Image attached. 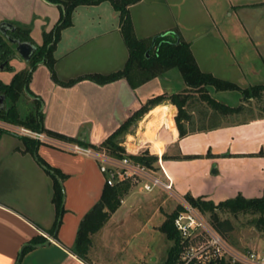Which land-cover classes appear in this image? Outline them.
Segmentation results:
<instances>
[{
    "label": "crops",
    "instance_id": "obj_1",
    "mask_svg": "<svg viewBox=\"0 0 264 264\" xmlns=\"http://www.w3.org/2000/svg\"><path fill=\"white\" fill-rule=\"evenodd\" d=\"M62 13L60 6L46 0H0V24L29 31L38 47L45 34L56 30ZM131 15L139 39L178 29L203 72L241 89L264 85V0H142L131 7ZM54 56L57 80L44 62L31 71L30 63L17 56L10 62L11 70L0 72V81L9 85L16 74L30 71L28 87L17 103L19 113L27 117L40 104L43 131L65 141L100 147L151 98L187 90L178 69L135 86L125 78L108 84L87 78L121 71L129 59L119 15L109 2L78 7L72 25L61 32ZM73 80L77 81L66 85ZM208 90L226 106L245 110L222 117L196 101L186 126L218 127L189 130L181 137L177 108L165 101L128 135L142 141L154 132L158 119L168 118L167 129L160 127L155 136V142L163 143V153L151 152L165 155L163 166L179 197L190 194L216 204L239 195L261 197L264 106L258 99L245 103L240 91ZM19 102L25 106L19 107ZM155 110H160L156 118ZM143 143L154 149L153 142ZM45 165L64 176L60 219L52 200L53 178ZM105 185L96 160L4 132L0 136V264H97L91 259L96 254L95 238L112 224L117 212L93 235L89 263L72 249L82 220L101 200Z\"/></svg>",
    "mask_w": 264,
    "mask_h": 264
},
{
    "label": "trees",
    "instance_id": "obj_2",
    "mask_svg": "<svg viewBox=\"0 0 264 264\" xmlns=\"http://www.w3.org/2000/svg\"><path fill=\"white\" fill-rule=\"evenodd\" d=\"M51 4L60 6L62 17L52 33L45 34V41L41 47L31 57L29 63L31 71L37 64L44 62L50 69L53 79L57 80L55 74L56 59L54 52L61 38V32L73 23L75 10L80 6H94L103 2H109L119 15V29L129 50V59L125 68L121 71L109 75H90L87 78L99 83L108 84L119 79L125 78L135 86L149 81L153 78L163 75L171 69H178L187 84V90L183 93L172 95L162 94L151 98L143 107L134 113L125 121L112 135L104 141L100 147L94 148L86 142H77L86 147L105 150L111 156L124 158L125 149L120 145L122 139L129 134L131 128L141 120L151 109L169 101L177 108L175 121L180 136L188 134L189 130H209L217 128L218 124L186 126V122L191 120L190 108L196 101L205 104L214 115L227 116L231 114H240L245 110L244 106L231 108L219 102L209 93L208 88L213 87L217 91H240L244 102H250L251 99L262 100L264 98V85L253 86L248 89H241L238 85L216 78L210 73L203 72L193 55L191 44L183 39L178 29H173L165 33L156 35L147 39H139L135 33L134 23L131 15V7L142 0H46ZM16 39L21 42L31 41L30 33L12 26L6 35L0 34V65L5 66V70H11L10 62L17 57L16 45L9 40ZM30 71L21 72L15 75L9 85H4L0 81V92L5 95V111L0 112V120L14 125L25 126L27 128L43 131L41 128L40 104L36 107L33 114L22 117L17 108V103L22 92L28 87L30 81ZM77 80H73L66 85H72ZM12 134L4 129H0V136L3 133ZM44 132V131H43ZM23 138V137H21ZM27 141L38 143L29 138H23ZM40 144V143H38ZM263 154V153H261ZM135 162L146 165L150 168L158 169L159 156L145 152L141 155L129 156ZM163 155L162 160H164ZM47 172L51 175L54 182L53 203L57 208L60 219L63 204V188L60 180L64 178L59 170L51 169L47 165ZM132 187L131 181L117 183L115 186L105 185L101 200L82 220L77 234L76 242L73 247V253L85 263H89V254L93 244L92 237L97 234L110 220L111 215L121 206L123 197ZM201 214H211V225L220 235H225L224 221H221L218 211H230L236 215L240 213H261L264 214V193L261 197L248 199L241 195L233 199L222 201L218 204L206 200L203 197L195 198L188 194L184 197ZM183 212V208L178 206L171 214L166 216V220L160 227V230L172 242L168 251L167 258L162 264H180L181 254L188 242L184 241L180 232L175 226L177 217ZM58 224V222H57ZM220 264H228L222 261Z\"/></svg>",
    "mask_w": 264,
    "mask_h": 264
},
{
    "label": "rangeland",
    "instance_id": "obj_3",
    "mask_svg": "<svg viewBox=\"0 0 264 264\" xmlns=\"http://www.w3.org/2000/svg\"><path fill=\"white\" fill-rule=\"evenodd\" d=\"M139 10L140 7L135 10L136 13ZM182 10L184 13V7ZM6 72L8 71L1 73ZM257 102L264 106V98ZM21 106L25 105L19 102V107ZM157 111H153L155 118L160 110ZM157 123L154 127L150 126L154 132L145 134L142 141L153 142L154 149H148L163 153V143L155 142V136L160 127L164 126L167 129L168 118L158 119ZM128 136L130 137L127 134L122 139V143ZM130 139L139 141L135 137H130ZM130 148L133 149L131 146ZM131 182L132 187L123 197L121 206L116 211L118 214L115 220L95 238L94 253L96 254H93L91 259L97 264H162L172 246V242L167 239L160 227L166 220V216L181 205L178 197L159 188L153 192H146L141 184L136 181ZM218 214L221 221H224L225 229V235H219L229 247L240 254L248 255L255 252L264 256V214L240 213L236 215L230 211H218ZM201 215L205 222L213 228L211 214ZM209 241L211 237L207 232L199 229L193 235L192 244L196 248L204 249ZM225 262L231 264L228 257L225 258Z\"/></svg>",
    "mask_w": 264,
    "mask_h": 264
},
{
    "label": "built area",
    "instance_id": "obj_4",
    "mask_svg": "<svg viewBox=\"0 0 264 264\" xmlns=\"http://www.w3.org/2000/svg\"><path fill=\"white\" fill-rule=\"evenodd\" d=\"M0 129H4L19 137L32 139L40 144L52 145L64 151L96 160L99 163L100 172L105 176V183L109 186H115L117 183L124 181H136L142 185L146 192H153L159 188L178 197L183 212L177 217L175 226L183 240L188 242V246L184 248L181 254L180 264H220L227 257L230 259L231 264H264V256L260 254L253 252L244 255L235 252L205 222L201 213L195 207L184 197H179L175 194L173 180L165 170L161 157H159L158 169L147 167L129 157L130 155L144 154L149 150V147L142 144V141L136 142L128 136L126 141L120 144L125 149L126 155L124 158H117L111 156L105 150L58 139L43 131H36L1 120ZM131 145L134 146L133 149L130 148ZM148 152L152 154L151 149ZM199 229L204 230L211 237V241L204 249L196 248L192 244L193 235Z\"/></svg>",
    "mask_w": 264,
    "mask_h": 264
},
{
    "label": "water",
    "instance_id": "obj_5",
    "mask_svg": "<svg viewBox=\"0 0 264 264\" xmlns=\"http://www.w3.org/2000/svg\"><path fill=\"white\" fill-rule=\"evenodd\" d=\"M12 27L9 23H1L0 24V34L6 35L7 31ZM8 40L13 44L16 45V52L17 56L21 57L23 60L29 62L33 54L37 50V46L35 44L29 42H21L16 39ZM5 71V66L0 65V72ZM5 95L0 96V111L5 109Z\"/></svg>",
    "mask_w": 264,
    "mask_h": 264
},
{
    "label": "bare ground",
    "instance_id": "obj_6",
    "mask_svg": "<svg viewBox=\"0 0 264 264\" xmlns=\"http://www.w3.org/2000/svg\"><path fill=\"white\" fill-rule=\"evenodd\" d=\"M138 132V131H137ZM155 146L157 147L158 145L155 143ZM131 147H134L133 145H131ZM157 150H158V148H157ZM156 153H158V154H162V152H160V151H156Z\"/></svg>",
    "mask_w": 264,
    "mask_h": 264
},
{
    "label": "flooded vegetation",
    "instance_id": "obj_7",
    "mask_svg": "<svg viewBox=\"0 0 264 264\" xmlns=\"http://www.w3.org/2000/svg\"><path fill=\"white\" fill-rule=\"evenodd\" d=\"M3 95L2 92H0V96ZM5 104H6V99H5Z\"/></svg>",
    "mask_w": 264,
    "mask_h": 264
}]
</instances>
